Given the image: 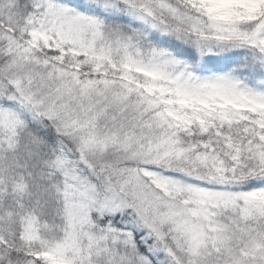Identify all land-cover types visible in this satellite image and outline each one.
<instances>
[{"label": "trees", "instance_id": "trees-1", "mask_svg": "<svg viewBox=\"0 0 264 264\" xmlns=\"http://www.w3.org/2000/svg\"><path fill=\"white\" fill-rule=\"evenodd\" d=\"M261 1L225 17L194 0H0V264H264V106L209 87L264 94ZM91 127L121 141L99 164ZM127 170L203 228L195 251L173 225L159 237L133 208H95L91 188L101 201Z\"/></svg>", "mask_w": 264, "mask_h": 264}, {"label": "rangeland", "instance_id": "rangeland-1", "mask_svg": "<svg viewBox=\"0 0 264 264\" xmlns=\"http://www.w3.org/2000/svg\"><path fill=\"white\" fill-rule=\"evenodd\" d=\"M194 1L197 3V5L199 4L201 7L210 11L212 14L225 17H230L236 7H247L249 5L246 10L256 11L262 6L261 0ZM129 14L131 21L137 24L138 27L144 32H147L148 34L154 33L156 31L164 33L162 27L159 24H156L149 17V14L147 12L131 11ZM81 31L86 32V34H88L91 39L99 36L100 34H115V32L112 31L102 33L100 29L93 27L91 28L90 26L84 27V25ZM260 41L261 43H264V36L261 38ZM164 66L166 67V65ZM156 73L160 75L161 78H164V71L161 67L156 68ZM168 78L171 82L175 79L172 75H168ZM119 81L121 83L123 82L122 85H125V80L122 78V76H119ZM209 87L212 91L220 94L221 96H228L229 94H231L238 102L243 103L245 105L257 104L264 106V94L249 93L246 88L236 83H228L224 80L212 81L209 83ZM131 92L133 91H129V93L126 92V97L131 95ZM139 104L143 106L146 111L153 110L155 109V106H157V103L153 101V99L151 100V98H149L147 95L141 96ZM154 120L155 123H158V125L162 127L161 124L163 122V117L160 113L155 116ZM72 123L76 130L77 128L81 129V120L77 121L76 119H74ZM91 123H89L88 125H90ZM101 136L102 134H100L96 129L91 127L88 131H86V138L83 139L81 142L83 146L82 149H86V151L95 150L96 152H94L99 154L98 160L93 158L94 161H96L98 164L100 163L102 157L105 156V153L107 154V150L109 148L112 149V147L116 146L118 149L119 143H121V141H119L118 144H108L109 141L116 142L117 140H103ZM125 148L130 150L132 147L127 146ZM136 155L137 156H135V158L137 160L145 162L143 157L147 158L149 154L146 152L145 154L139 153V155ZM127 174L128 175L126 176V178L120 181L119 179H115V181L112 182L113 185H110L108 188H105L107 191V196L101 201H97L98 198L96 190H94V187L91 188V198L92 202L95 203V208L101 214H116L119 211L127 209V207L133 208L141 220L142 227L147 228L148 230H150V232L156 233L159 237H162L160 227L166 224L173 225L175 229L182 230L183 232H185V234L188 236L190 244H192V251H195L196 246H198L204 241L205 234L203 228L194 225L188 218V214L177 205L163 202L159 198V196L155 192H153V190H151L146 185V183H144V180L140 177L137 172H131L130 170H127Z\"/></svg>", "mask_w": 264, "mask_h": 264}]
</instances>
